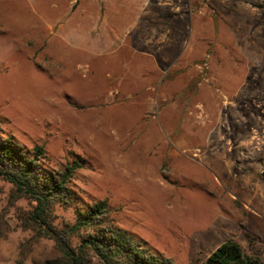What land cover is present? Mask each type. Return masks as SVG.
I'll return each mask as SVG.
<instances>
[{
	"label": "rangeland",
	"instance_id": "rangeland-1",
	"mask_svg": "<svg viewBox=\"0 0 264 264\" xmlns=\"http://www.w3.org/2000/svg\"><path fill=\"white\" fill-rule=\"evenodd\" d=\"M70 1L0 0V140L44 148L47 172L82 164L53 224L107 199L174 264L228 239L264 264V0H103L101 20L64 23L65 42L36 36L31 20L55 23ZM14 190L0 177V264L44 263L54 242Z\"/></svg>",
	"mask_w": 264,
	"mask_h": 264
},
{
	"label": "trees",
	"instance_id": "trees-1",
	"mask_svg": "<svg viewBox=\"0 0 264 264\" xmlns=\"http://www.w3.org/2000/svg\"><path fill=\"white\" fill-rule=\"evenodd\" d=\"M44 148L24 151L9 139L0 140V177L13 185L15 194L34 204L28 217L29 227L37 237L54 242V255L36 264H174L166 257L151 251L136 234L119 227L107 199L96 201L85 212H79L73 223L57 228L53 211L57 204H68L75 194L71 188L73 175L82 168L78 161L63 171L51 173L40 166ZM264 176V171H263ZM74 237L80 241L72 244ZM201 264H261L249 256L232 239L220 244Z\"/></svg>",
	"mask_w": 264,
	"mask_h": 264
},
{
	"label": "crops",
	"instance_id": "crops-1",
	"mask_svg": "<svg viewBox=\"0 0 264 264\" xmlns=\"http://www.w3.org/2000/svg\"><path fill=\"white\" fill-rule=\"evenodd\" d=\"M83 1H85V2L89 1L92 4L93 8L91 10H86L85 4L82 3ZM102 2H103V0H71L70 5H67L66 12L64 13V17L62 19H60V20L57 19V22H55V23L52 20V22H50L49 24H46L44 22L39 23L36 20H31V21H33V24L29 21L30 24L36 25V26L33 27L32 25L31 26L29 25V27L31 29H38L39 28L42 31H44V33H41L40 35H36V36L43 37L44 42H45V39H47L51 36H60L62 38V40L64 41V38L74 37V34L70 33L69 29L66 27V26H70V28H75V24L68 21L70 19L72 20L73 15L78 14V13H79V15L85 14L86 17H89L90 21H92L94 19H97V20L102 19ZM35 10L37 13H40L39 10H37V9H35ZM1 14H3L2 17L4 20L10 19L9 16H7L9 13L8 12H6V13L2 12L1 8H0V15ZM20 19L23 20L26 18L20 17ZM65 22H68L66 26L64 24ZM58 24H59V28L56 27ZM95 24L96 23H92L89 27L94 28ZM85 28H88V27H85ZM56 31H59V33ZM91 33H94V29L91 31ZM129 33H131V32H128V37L130 35ZM131 64H132L131 62H128V70H130ZM142 69H143V67H141L140 70H142ZM140 72H141V77L143 78L144 74L142 71H140ZM141 77H139V78H141Z\"/></svg>",
	"mask_w": 264,
	"mask_h": 264
}]
</instances>
